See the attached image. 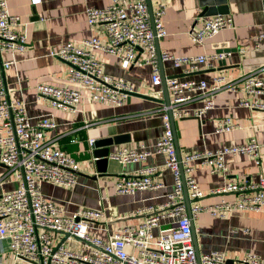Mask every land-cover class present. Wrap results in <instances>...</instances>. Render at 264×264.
<instances>
[{
  "label": "built area",
  "instance_id": "built-area-1",
  "mask_svg": "<svg viewBox=\"0 0 264 264\" xmlns=\"http://www.w3.org/2000/svg\"><path fill=\"white\" fill-rule=\"evenodd\" d=\"M41 0H32L38 3ZM167 1L158 0L150 13L148 0H111L104 8L88 7L90 26L103 25L105 40L99 38L69 41L52 54L69 66L68 81L75 86H54L39 83L37 96L54 106L73 111L82 99L110 105H122L136 92L125 79H116L105 71V63L93 52V48L117 56L124 69L132 66H148L154 88L140 94L149 95L161 103L163 134L154 149H134L126 146L110 153L109 160L121 164L138 162L158 153L166 154L165 165L172 170L174 183L168 202L157 208L149 207L148 217L139 225L114 228L108 239L93 236L90 229L95 223L106 222L108 217L102 208L80 207L68 214L62 206L41 190L44 181L74 187L78 177V162L59 146L46 138L47 130L57 126L51 115H45L36 123L31 121L23 100L12 99L5 84L4 75L14 60H5L2 54L24 52L27 34L15 30L20 16L10 13L7 0H0V119L4 135L0 137V162L13 171L20 181L10 191L0 194V239L7 237L13 259L10 264H228L223 251L213 250L200 254L198 259L193 238L192 221L202 212L225 215V211H262L264 209V177L258 182H229L205 193L193 175V161H199L213 174H224L228 155L245 154L260 163L263 141L251 139L241 145L223 146L215 150L204 149L180 156L177 151L174 121L195 116L200 119L215 107V96L226 89L242 90L247 96L241 103L250 108L264 109L258 95L264 94V79L260 71H250L239 79L228 80L224 76L206 80L182 79L179 75L162 73L161 63L173 61L176 67L184 66V72L198 71L203 63L220 62L231 51L189 57L174 56L167 51L158 53V41L167 35L164 15ZM231 15L216 14L204 19L203 25L193 33L197 43H204L226 28H234ZM264 41V32L257 38L256 47ZM242 51H244L242 49ZM145 53L140 57L139 53ZM169 94L166 100L165 88ZM86 92V93H85ZM200 97L203 104L190 107ZM238 124L231 119L220 123L218 131L230 132ZM95 139L89 143L93 147ZM157 167L139 170L136 176L120 178L117 192L132 194L140 189H158L163 183L152 180ZM185 188L191 201V215L186 204ZM235 194L233 200L221 199L218 203H198L209 194ZM62 243L61 241L65 238ZM77 240L74 249L67 241ZM133 251V252H132ZM233 264H264L255 253H247Z\"/></svg>",
  "mask_w": 264,
  "mask_h": 264
},
{
  "label": "crops",
  "instance_id": "crops-1",
  "mask_svg": "<svg viewBox=\"0 0 264 264\" xmlns=\"http://www.w3.org/2000/svg\"><path fill=\"white\" fill-rule=\"evenodd\" d=\"M166 1L164 25L167 35L158 41L162 51L178 57L232 52L225 61L211 60L210 63H203L198 71L191 74L184 72V66L176 67L173 61L167 60L163 62L166 74L179 75L182 79L206 80L212 85L216 77L224 76L228 80H235L264 67V41L256 47L258 36L264 32V0H227L230 11L227 15L234 18L235 27L220 31L204 43L195 42L193 33L208 17L201 13L209 0ZM110 2L111 0H41L34 3L32 0H7L10 13L21 18L15 30L27 34L28 47L24 52L2 54L3 59L15 61L4 75L10 97L26 103L33 123L45 115H51L57 126L47 130L46 138L78 162V177L74 187L44 181L41 183L42 192L59 203L68 214L83 206L104 209L108 220L95 223L89 230L93 236L103 240L108 239L116 227L142 223L149 215V207L161 211L160 207L168 202L169 193L173 190L174 177L172 170L165 165V153L151 155L144 161L124 164L109 160L108 174L97 177L94 147L89 140L126 136L124 143L110 147L111 153L124 146L154 149L164 131L161 103L145 94L131 95L122 105L91 102L84 98L73 112L38 98L37 86L39 83L60 87L75 86L68 81V64L52 53L69 41L94 37L105 40L104 26H90L86 9L104 8ZM157 3L158 0H150L152 12ZM36 15L38 18H34ZM92 50L105 63L107 74L116 79H125L136 92H149L154 88L148 66L135 65L124 69L117 56L95 48ZM139 56L146 55L140 52ZM260 77L264 79V71H260ZM246 97L242 90L226 89L215 96V107L200 120L195 116L175 120L176 146L180 155L241 145L251 139L263 141L264 109L242 105ZM258 98L264 103V94L258 95ZM202 104L203 99L197 97L189 106L194 108ZM225 119H231L238 127L230 132L218 131L220 123ZM2 124L0 119V137L5 133ZM260 154L259 164L245 154L228 155L224 174H213L199 161H193V175L205 193L229 182L255 183L261 176L264 177V149ZM148 167H157V171L150 176L152 180L163 183V187L140 189L132 194L117 192L116 182L120 178L136 176L139 170ZM19 183L15 172L9 171L0 162V194L13 190ZM235 196L232 193L209 194L198 203L210 205L223 198L233 200ZM224 213L221 216L202 212L193 221L199 253L223 251L232 264L250 252L264 259V209ZM77 242L67 241L66 246L74 249ZM12 259L10 240L7 237L0 239V264H10Z\"/></svg>",
  "mask_w": 264,
  "mask_h": 264
},
{
  "label": "water",
  "instance_id": "water-1",
  "mask_svg": "<svg viewBox=\"0 0 264 264\" xmlns=\"http://www.w3.org/2000/svg\"><path fill=\"white\" fill-rule=\"evenodd\" d=\"M148 4H149V9H150V13L152 14V6L150 4V0H148ZM230 11L228 9V5H227V0H209L206 3L205 9L202 11L201 15H216V14H228ZM34 18H38L37 15ZM158 44V53L160 54L161 52V48H160V44L159 42H157ZM160 63H161V68H162V73L164 75V63L161 61L160 59ZM165 88V93H166V100H169V94L168 91ZM137 95H141L139 93H135ZM198 120H200L199 117H196ZM174 125V123H173ZM175 127V126H174ZM174 132H175V128H174ZM126 141V136H114V137H108V138H102V139H97L95 141L94 144V150H93V154L94 157L96 158V166H97V177H102L104 175H107V168H108V163H109V154L110 152V147L113 145H119L122 144ZM175 141H176V134H175ZM177 144V141H176ZM178 154L180 155V152L178 150ZM181 156V155H180ZM96 178V177H95ZM185 197H186V204L188 207V213L189 215H191V201L189 199V195H188V189L185 188ZM192 230H193V238H194V243L196 246V253H197V257L198 259L200 258V253L197 249V242H196V236H195V232H194V224L192 221ZM67 238V234L65 236V238L61 241L60 244H62ZM228 264H232L231 261H228Z\"/></svg>",
  "mask_w": 264,
  "mask_h": 264
},
{
  "label": "rangeland",
  "instance_id": "rangeland-1",
  "mask_svg": "<svg viewBox=\"0 0 264 264\" xmlns=\"http://www.w3.org/2000/svg\"><path fill=\"white\" fill-rule=\"evenodd\" d=\"M68 243H69V241H68ZM78 243V242H77ZM73 244H74V242H73ZM133 252V251H132Z\"/></svg>",
  "mask_w": 264,
  "mask_h": 264
}]
</instances>
